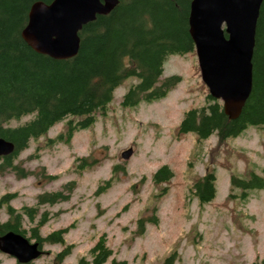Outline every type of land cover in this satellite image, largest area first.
Returning <instances> with one entry per match:
<instances>
[{
  "label": "rangeland",
  "instance_id": "374dc122",
  "mask_svg": "<svg viewBox=\"0 0 264 264\" xmlns=\"http://www.w3.org/2000/svg\"><path fill=\"white\" fill-rule=\"evenodd\" d=\"M169 76L178 82L165 97L128 107L120 102L136 80L122 81L106 114H97L94 124L76 130L67 142L56 140L66 136L65 120L31 139L13 161L26 175L0 171V199L12 195L0 207V222L8 219L7 205L17 212L36 207L33 220L22 218L26 236L41 220L42 236L67 228L64 244L43 243L42 255L29 264H77L90 258L89 249L102 235L112 250L103 264L112 259L128 264L264 261V188L241 197L242 189L230 182L232 174L241 177L250 167L264 177V127H249L222 143L215 134L206 139L177 134L185 112L209 103L195 49L166 58L160 81ZM127 148L132 154L125 160L121 152ZM163 165L172 177L154 185L153 175ZM206 172L214 173L216 192L199 205L191 190ZM105 181L109 185L99 190ZM68 183L66 200L38 204V195ZM69 245V253L57 261L56 253ZM0 264L17 263L0 252Z\"/></svg>",
  "mask_w": 264,
  "mask_h": 264
},
{
  "label": "trees",
  "instance_id": "16d2710c",
  "mask_svg": "<svg viewBox=\"0 0 264 264\" xmlns=\"http://www.w3.org/2000/svg\"><path fill=\"white\" fill-rule=\"evenodd\" d=\"M34 1L0 0V137L15 146L13 153L5 156L0 164V171L8 168L7 171H14L18 176L26 172L14 164V158L27 148L31 139H38L56 123L65 120L66 136L60 134L56 140L67 142L76 130L94 124L97 114H106L114 90L128 78L136 82L123 94L120 102L123 107L165 97L178 82L177 76L160 81L166 58L194 49L188 32L191 0H119L108 14L99 15L82 27L78 33L79 50L74 57L55 60L33 51L20 35L29 6ZM207 99L208 104L185 112L176 128L177 134L195 133L199 139L215 134L222 143L249 127H264V0L256 24L252 90L240 115L229 120L219 100L208 94ZM25 115H30L27 121L9 126L11 120ZM171 177L172 172L163 165L154 173L152 182L159 185ZM215 181L214 173L206 172L193 183L191 191L199 205L213 199ZM230 182L242 189L241 197L247 190L264 188V177L252 167L241 177L232 174ZM108 185L109 181H105L99 190ZM71 186L68 183L62 190L38 195V204L66 200ZM11 197H1L0 205ZM35 209L24 207L23 212H17L7 205L8 219L0 222V235L12 230L26 236L22 218L27 215L33 220ZM41 223L42 220L30 228L27 239L35 240L41 248L43 243L64 244L67 228L42 236L38 232ZM69 247L57 252L55 259L60 261L69 253ZM111 254L102 235L89 249L90 258L81 257L77 264H103ZM111 264L128 263L112 259ZM251 264H264V261Z\"/></svg>",
  "mask_w": 264,
  "mask_h": 264
},
{
  "label": "water",
  "instance_id": "95a60500",
  "mask_svg": "<svg viewBox=\"0 0 264 264\" xmlns=\"http://www.w3.org/2000/svg\"><path fill=\"white\" fill-rule=\"evenodd\" d=\"M263 0H191L188 32L197 55L201 80L211 98L222 102L229 120L240 115L252 90V57L256 24ZM119 0H36L21 30L24 42L36 53L55 60L74 57L79 31ZM14 143L0 137V156L13 153ZM132 148L121 152L128 159ZM0 252L17 264H29L42 255L38 242L12 230L0 235Z\"/></svg>",
  "mask_w": 264,
  "mask_h": 264
},
{
  "label": "flooded vegetation",
  "instance_id": "af4514ba",
  "mask_svg": "<svg viewBox=\"0 0 264 264\" xmlns=\"http://www.w3.org/2000/svg\"><path fill=\"white\" fill-rule=\"evenodd\" d=\"M5 160V157L4 156H0V163H2L3 161ZM8 168H6L5 170H7ZM4 205V204H3ZM3 205H0V207L1 206H3Z\"/></svg>",
  "mask_w": 264,
  "mask_h": 264
}]
</instances>
